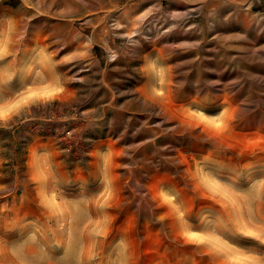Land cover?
<instances>
[{
    "label": "rangeland",
    "instance_id": "1",
    "mask_svg": "<svg viewBox=\"0 0 264 264\" xmlns=\"http://www.w3.org/2000/svg\"><path fill=\"white\" fill-rule=\"evenodd\" d=\"M0 46V264H264V0H0Z\"/></svg>",
    "mask_w": 264,
    "mask_h": 264
},
{
    "label": "snow or ice",
    "instance_id": "2",
    "mask_svg": "<svg viewBox=\"0 0 264 264\" xmlns=\"http://www.w3.org/2000/svg\"><path fill=\"white\" fill-rule=\"evenodd\" d=\"M6 49H4L2 46H0V54L5 52ZM51 93L45 92L43 93V96H50ZM41 96V93L33 92L28 97H22L19 100H15V102H9L7 104H0V120L7 119L11 113L16 110L17 108L21 107L24 104H27L30 100L38 98ZM219 127V125H217ZM250 235H254L253 233H250ZM192 236L194 239L199 240L201 243H209L215 245L216 241L212 237H200L197 233H192ZM233 259L239 260L240 257H233Z\"/></svg>",
    "mask_w": 264,
    "mask_h": 264
}]
</instances>
